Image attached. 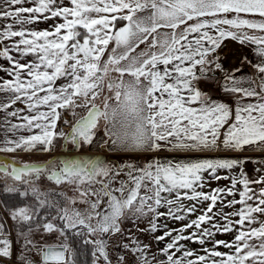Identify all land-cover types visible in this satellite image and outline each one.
Wrapping results in <instances>:
<instances>
[{
	"label": "snow or ice",
	"instance_id": "obj_1",
	"mask_svg": "<svg viewBox=\"0 0 264 264\" xmlns=\"http://www.w3.org/2000/svg\"><path fill=\"white\" fill-rule=\"evenodd\" d=\"M0 264H264V0H0Z\"/></svg>",
	"mask_w": 264,
	"mask_h": 264
},
{
	"label": "rangeland",
	"instance_id": "obj_2",
	"mask_svg": "<svg viewBox=\"0 0 264 264\" xmlns=\"http://www.w3.org/2000/svg\"><path fill=\"white\" fill-rule=\"evenodd\" d=\"M7 155V154H5ZM24 159H31V160H43V159H46V157L42 154H35V155H32V156H25ZM175 226V225H173Z\"/></svg>",
	"mask_w": 264,
	"mask_h": 264
},
{
	"label": "flooded vegetation",
	"instance_id": "obj_3",
	"mask_svg": "<svg viewBox=\"0 0 264 264\" xmlns=\"http://www.w3.org/2000/svg\"><path fill=\"white\" fill-rule=\"evenodd\" d=\"M3 155H5V154H3Z\"/></svg>",
	"mask_w": 264,
	"mask_h": 264
}]
</instances>
